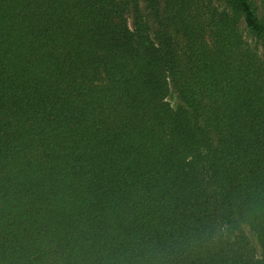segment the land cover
Masks as SVG:
<instances>
[{
	"label": "trees",
	"instance_id": "1",
	"mask_svg": "<svg viewBox=\"0 0 264 264\" xmlns=\"http://www.w3.org/2000/svg\"><path fill=\"white\" fill-rule=\"evenodd\" d=\"M188 3L0 0V264H264V16Z\"/></svg>",
	"mask_w": 264,
	"mask_h": 264
},
{
	"label": "rangeland",
	"instance_id": "2",
	"mask_svg": "<svg viewBox=\"0 0 264 264\" xmlns=\"http://www.w3.org/2000/svg\"><path fill=\"white\" fill-rule=\"evenodd\" d=\"M210 1L212 2V4L217 5L220 0H192V4L188 3V7H191V10L194 11L193 14H196L198 16H202L203 17V11H205V13H206V9L205 8H207L205 5H207ZM250 1L253 3L254 7L256 8L259 16L262 18L264 16V12H263L260 0H250ZM158 2H159L158 12H159V15H160V19H162L165 16L166 11H167V5H166L167 0H158ZM143 5H144V3H143ZM144 11L147 12V14H149L150 9L146 8V10H144ZM127 17H128L129 25L133 26V21H134V13H133V11H130L128 13ZM157 22L158 21L155 22L156 25H157ZM241 25H242V28H243V26H244L243 22L241 23ZM170 31L174 34L176 40L180 44H182V37H181L182 30H180V32H176V28H173V29L171 28Z\"/></svg>",
	"mask_w": 264,
	"mask_h": 264
}]
</instances>
